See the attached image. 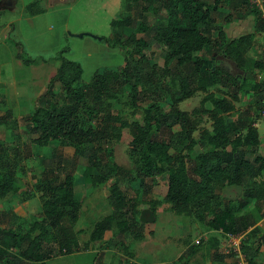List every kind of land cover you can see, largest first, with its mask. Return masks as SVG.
Listing matches in <instances>:
<instances>
[{"label": "trees", "instance_id": "16d2710c", "mask_svg": "<svg viewBox=\"0 0 264 264\" xmlns=\"http://www.w3.org/2000/svg\"><path fill=\"white\" fill-rule=\"evenodd\" d=\"M132 1L140 5L141 13L152 12L154 20L136 26L126 36L122 30L115 32L113 46L123 50V65L117 70H98L83 84L79 81L80 63L63 56L67 48L61 50L55 56V72L39 98L45 104H37L29 117V135L35 134L29 141L38 147L55 140L71 146L76 156L87 159L83 174L91 176L94 187L108 184L111 207L92 223L88 231L91 241H100L109 233L106 241L133 258L134 251L124 243V236L128 234L133 242L144 239L137 212L146 204L154 216L163 207L176 215L192 214L221 234L243 233L241 249L246 264H259L255 258L264 250V242L257 227L249 230L251 225L241 221L238 213L251 200L264 204V153L260 152L255 122L238 129L227 115L234 110L232 100L238 99L239 92L252 90L258 117L264 107V83L246 75L264 70V56H248L255 33L264 34L261 11L241 0L253 17L254 32L228 38L224 25L212 15L221 10L223 0ZM39 5V0H34L25 9L32 16L44 11ZM222 16L224 21L230 20L229 14ZM111 24L121 29L136 25L129 16ZM136 30L150 31V40L138 38ZM151 44L161 51L162 67L147 55ZM205 50L219 52L231 63L212 62L201 56ZM217 87L226 88L232 100L210 90ZM198 91L204 93L199 105L191 112L181 110L178 103ZM202 117L210 122V128L203 127L195 134V119L201 122ZM174 126L179 130L172 131ZM163 132L168 136L162 138ZM114 139L126 142L133 168L114 162L110 150L102 157V145ZM196 146L200 151L195 153ZM11 152L12 160L26 158L17 147ZM3 156L0 199L15 194L18 188L15 165ZM54 173L36 186L43 213L40 219L25 227L0 224V264H46L75 250L78 239L72 225L81 212L78 183L68 172L62 176ZM164 173L165 194L143 199L150 194L155 178ZM135 182L138 187L132 185ZM224 185L242 188L238 203L217 193ZM260 215L264 216V209ZM211 247L212 259L220 260L223 254L216 238ZM186 249L191 255L196 246Z\"/></svg>", "mask_w": 264, "mask_h": 264}, {"label": "rangeland", "instance_id": "374dc122", "mask_svg": "<svg viewBox=\"0 0 264 264\" xmlns=\"http://www.w3.org/2000/svg\"><path fill=\"white\" fill-rule=\"evenodd\" d=\"M34 0H0V155L11 158L14 147L22 151L26 158L11 161L15 165L17 192L0 199V224L10 227H25L30 221L40 219L43 215L41 202L38 198L37 184L45 176L56 174L62 176L65 172L74 176L78 183L77 192L81 202V212L72 231L77 237V246L69 254L53 257L46 264H95L99 260L103 264H238L241 259L237 251L224 253L227 239L219 231L211 230L199 223L192 214L176 215L163 207L154 216L148 206L141 204L137 212L139 223L145 237L133 242L126 234L124 243L129 244L134 251L130 258L120 251L113 243L106 240L109 233L100 241H91L88 231L94 221L101 218L110 210L107 185L95 188L92 178L83 172L88 165L85 157L76 156L74 149L60 141H51L45 147H38L29 141L35 134L28 132L29 117L37 104L44 106L39 100L46 89L51 76L58 65L55 56L61 50L63 56L78 61L82 67L80 83L91 80L96 71L103 69H119L124 63V52L113 46V36L116 31H123L126 36L135 27H141L154 20L152 12L141 13L140 5L132 0H39L44 11L29 15L25 5ZM246 1V0H245ZM13 4V6L11 5ZM241 0H223L219 12L229 14V21H224L223 14L214 12L212 15L217 23L224 25L228 38L254 32V21ZM39 5V6H40ZM236 5V6H233ZM12 6V7H11ZM251 8V7H250ZM129 16L134 18L136 25L129 24L121 29L111 24L113 20H122ZM136 36L150 40L148 30H136ZM147 55L151 62L163 66L161 51L155 45H149ZM264 34L255 33L253 45L248 56H264ZM202 57L212 62H229L221 53L205 50ZM31 59V60H30ZM29 60V62H27ZM251 80L264 83V70H254L246 74ZM60 89L59 83L54 85L55 92ZM220 96L232 100L224 87L210 88ZM250 92H239L238 99L232 100L234 110L228 114V121L238 129L255 122L259 138L260 152L264 153V123L257 115V103ZM243 93V94H242ZM203 92L198 91L193 96L178 103L181 110L191 112L199 105ZM210 107L209 103L206 104ZM197 134L201 128H210V122L205 117L202 121L195 119ZM174 126L172 131H178ZM168 136L163 132L161 137ZM104 158L111 151L113 161L118 165L131 169L133 160L127 153V144L122 140L111 141L102 145ZM196 146L194 152H199ZM53 172V173H51ZM166 173L155 178L150 195L162 196L166 192ZM127 183L121 184L122 187ZM138 187V183H132ZM217 193L224 199L238 203L243 197L242 188L237 185H224L217 188ZM263 202L251 200L246 208L238 213L241 221L250 224L249 230L257 227V233L264 234ZM80 230V231H79ZM203 240L200 241L199 238ZM244 237V236H243ZM216 238L218 250L223 257L212 259L211 240ZM237 249L242 252L241 244ZM188 245L196 249L187 255ZM243 253V252H242ZM180 254L182 258L179 259ZM264 261V253L258 255ZM99 258V260H98ZM261 262V261H260ZM262 264V263H259Z\"/></svg>", "mask_w": 264, "mask_h": 264}, {"label": "built area", "instance_id": "2783aa9c", "mask_svg": "<svg viewBox=\"0 0 264 264\" xmlns=\"http://www.w3.org/2000/svg\"><path fill=\"white\" fill-rule=\"evenodd\" d=\"M247 3L250 5V7H257L260 11H261V16L264 18V0H246ZM259 119H262L263 123H264V107L261 109L260 111V117ZM254 126H256V124L254 123ZM257 127V126H256ZM225 236V238L227 239V243H225L224 246V253H229V251H233V249L235 251H237V257L239 259H241V262L239 261L238 264H246V259L245 256L242 252H240L237 249L238 244L240 243V239L243 238L244 234L243 233H238V234H231V233H226L223 234ZM200 241L203 240L201 237L199 238Z\"/></svg>", "mask_w": 264, "mask_h": 264}, {"label": "crops", "instance_id": "0c3cea01", "mask_svg": "<svg viewBox=\"0 0 264 264\" xmlns=\"http://www.w3.org/2000/svg\"><path fill=\"white\" fill-rule=\"evenodd\" d=\"M12 6H13V4H11ZM11 6V7H12ZM262 253H264V250L262 251ZM262 253H260V254H262ZM260 254H258V255H260ZM181 255V254H180ZM257 255V257L255 258L257 261H258V263H262V264H264V261H262V258H260L261 256H258ZM261 261V262H260ZM212 262H209V264H211Z\"/></svg>", "mask_w": 264, "mask_h": 264}, {"label": "water", "instance_id": "95a60500", "mask_svg": "<svg viewBox=\"0 0 264 264\" xmlns=\"http://www.w3.org/2000/svg\"><path fill=\"white\" fill-rule=\"evenodd\" d=\"M229 63H231L228 59H226ZM260 239L264 242V234L259 235Z\"/></svg>", "mask_w": 264, "mask_h": 264}]
</instances>
